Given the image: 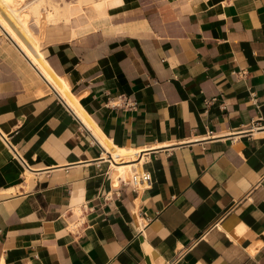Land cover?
Returning <instances> with one entry per match:
<instances>
[{"label": "crops", "instance_id": "crops-1", "mask_svg": "<svg viewBox=\"0 0 264 264\" xmlns=\"http://www.w3.org/2000/svg\"><path fill=\"white\" fill-rule=\"evenodd\" d=\"M107 11L0 9V264H264V0Z\"/></svg>", "mask_w": 264, "mask_h": 264}, {"label": "bare ground", "instance_id": "bare-ground-1", "mask_svg": "<svg viewBox=\"0 0 264 264\" xmlns=\"http://www.w3.org/2000/svg\"><path fill=\"white\" fill-rule=\"evenodd\" d=\"M12 1L15 0H0V9H5L17 20H19L22 11H25L38 26L62 22L69 23L80 15H86L89 19L94 20L102 19L108 15L107 9L110 2V0H75L73 2L65 0H16V2L20 1L22 3L18 5ZM19 24L21 25V23ZM0 25L3 26L1 21ZM25 26L23 28L29 37L35 41Z\"/></svg>", "mask_w": 264, "mask_h": 264}, {"label": "built area", "instance_id": "built-area-1", "mask_svg": "<svg viewBox=\"0 0 264 264\" xmlns=\"http://www.w3.org/2000/svg\"><path fill=\"white\" fill-rule=\"evenodd\" d=\"M135 102H130L118 97L115 102H113L114 107H133ZM152 183L150 174L147 172H140L132 176V186L133 190L137 193L144 192L150 187Z\"/></svg>", "mask_w": 264, "mask_h": 264}, {"label": "rangeland", "instance_id": "rangeland-1", "mask_svg": "<svg viewBox=\"0 0 264 264\" xmlns=\"http://www.w3.org/2000/svg\"><path fill=\"white\" fill-rule=\"evenodd\" d=\"M65 1H67V2H73V1H75V0H65ZM12 2H15V3H17L18 5H19V4H22L20 1H19V2H16V0H15V1H12ZM23 13H26V12L23 11Z\"/></svg>", "mask_w": 264, "mask_h": 264}]
</instances>
